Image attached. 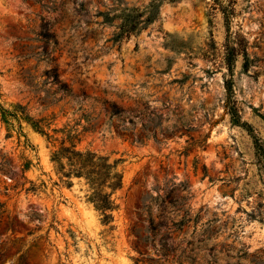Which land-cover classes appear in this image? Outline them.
<instances>
[{
	"label": "rangeland",
	"instance_id": "1",
	"mask_svg": "<svg viewBox=\"0 0 264 264\" xmlns=\"http://www.w3.org/2000/svg\"><path fill=\"white\" fill-rule=\"evenodd\" d=\"M15 104L46 135L0 114V264H264V0H0ZM63 132L116 161L111 221Z\"/></svg>",
	"mask_w": 264,
	"mask_h": 264
},
{
	"label": "trees",
	"instance_id": "2",
	"mask_svg": "<svg viewBox=\"0 0 264 264\" xmlns=\"http://www.w3.org/2000/svg\"><path fill=\"white\" fill-rule=\"evenodd\" d=\"M230 51L226 55V64L227 68L232 71L235 49L231 48ZM0 114L2 122L7 125L8 132L14 126L11 120H15L18 124V136L23 135L19 125L21 121L27 122L35 131L46 135L40 120H33L20 104H15L12 110L0 106ZM230 114L234 123H241L234 110H231ZM242 125L246 124L242 123ZM53 131L57 132L59 130ZM64 135V141L52 153V161L56 163L58 172L68 180V183H71L70 179L72 177L84 178L89 187L87 200L100 213L102 222L111 221L113 218L111 212L117 208L113 193L122 184V175L117 170L116 161H109L107 156L97 154L88 149L79 150L76 148L73 136L68 132H65ZM67 142L68 144L66 145ZM253 144L257 163L264 172V143L259 137L253 136ZM29 165L30 161H26L23 164V169H27Z\"/></svg>",
	"mask_w": 264,
	"mask_h": 264
}]
</instances>
